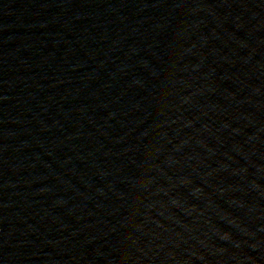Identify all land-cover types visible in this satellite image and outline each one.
<instances>
[{
  "label": "water",
  "instance_id": "1",
  "mask_svg": "<svg viewBox=\"0 0 264 264\" xmlns=\"http://www.w3.org/2000/svg\"><path fill=\"white\" fill-rule=\"evenodd\" d=\"M0 264H264V0H0Z\"/></svg>",
  "mask_w": 264,
  "mask_h": 264
}]
</instances>
